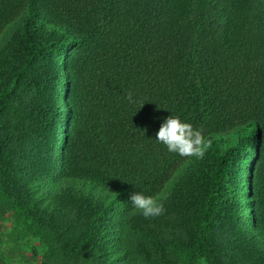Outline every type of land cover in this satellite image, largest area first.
I'll list each match as a JSON object with an SVG mask.
<instances>
[{
  "label": "trees",
  "instance_id": "1",
  "mask_svg": "<svg viewBox=\"0 0 264 264\" xmlns=\"http://www.w3.org/2000/svg\"><path fill=\"white\" fill-rule=\"evenodd\" d=\"M170 115L211 141L202 159L156 140ZM0 138V168L15 138L38 142L31 201L72 218L39 264L151 259L170 217L194 218L174 236L194 264H226L207 239L220 214L264 264V0H0ZM134 192L165 213L146 219ZM0 264L20 263L0 248Z\"/></svg>",
  "mask_w": 264,
  "mask_h": 264
},
{
  "label": "rangeland",
  "instance_id": "2",
  "mask_svg": "<svg viewBox=\"0 0 264 264\" xmlns=\"http://www.w3.org/2000/svg\"><path fill=\"white\" fill-rule=\"evenodd\" d=\"M23 119L22 110H6V121L11 131L19 130ZM3 141L0 138V145ZM37 144L34 138H15L10 144L11 162L0 168V248L15 254L20 264H39L46 241L53 244L64 243L61 236L66 234L61 228L69 225L72 220L67 217L69 213L66 208L53 212L44 205L31 201L37 186L31 191L25 184L29 177L35 178L43 169V162L38 159L36 152ZM235 207L234 204L230 205L232 210ZM159 221L160 218L153 223L154 226ZM193 224L194 218L191 217L190 221H184L183 226L185 228ZM158 227L164 236L161 240L163 248L157 250L151 247V259L141 256L137 261L133 257L134 253L126 251V264H194L191 251L174 237L176 235L180 238L184 235V228L176 219L170 217ZM241 233L235 218L229 217V214H220L216 216V223L208 232L207 239L216 245L220 258L226 264H251L249 253L237 236ZM121 238L126 244V232Z\"/></svg>",
  "mask_w": 264,
  "mask_h": 264
},
{
  "label": "clouds",
  "instance_id": "3",
  "mask_svg": "<svg viewBox=\"0 0 264 264\" xmlns=\"http://www.w3.org/2000/svg\"><path fill=\"white\" fill-rule=\"evenodd\" d=\"M126 99L135 103L133 94L127 93ZM144 104H141V107ZM156 140L164 144L169 152H174L181 157L203 158L205 152L211 147V141L205 140L202 130L193 128L190 123L181 121L178 116H168L156 133ZM133 207L147 218L163 215L166 211L164 204L156 197L146 196L141 192L130 195Z\"/></svg>",
  "mask_w": 264,
  "mask_h": 264
}]
</instances>
